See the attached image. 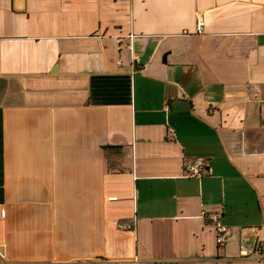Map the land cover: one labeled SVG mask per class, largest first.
I'll return each mask as SVG.
<instances>
[{
    "label": "crops",
    "instance_id": "0c3cea01",
    "mask_svg": "<svg viewBox=\"0 0 264 264\" xmlns=\"http://www.w3.org/2000/svg\"><path fill=\"white\" fill-rule=\"evenodd\" d=\"M249 228L264 0H0V264H262Z\"/></svg>",
    "mask_w": 264,
    "mask_h": 264
},
{
    "label": "built area",
    "instance_id": "2783aa9c",
    "mask_svg": "<svg viewBox=\"0 0 264 264\" xmlns=\"http://www.w3.org/2000/svg\"><path fill=\"white\" fill-rule=\"evenodd\" d=\"M117 2L127 1V0H113ZM202 30V23L198 20L196 24V32L199 33ZM206 174V162L202 158H196L191 161H188L184 165L183 176L185 178H200ZM118 229L121 230H132L133 225H117ZM247 232L254 236V245L250 253L247 255V252L244 248L240 249L241 256L246 258H256L257 261L264 264V254H263V241L260 235L259 228H249ZM229 230L227 227L222 225H217L215 230V243L219 248H223L228 241Z\"/></svg>",
    "mask_w": 264,
    "mask_h": 264
},
{
    "label": "trees",
    "instance_id": "16d2710c",
    "mask_svg": "<svg viewBox=\"0 0 264 264\" xmlns=\"http://www.w3.org/2000/svg\"><path fill=\"white\" fill-rule=\"evenodd\" d=\"M106 154H107L108 156H110V157H111V155H112V157H113V156H115V155H116V156L121 155V151H120V150H117V149H116V150L114 149V150L108 151Z\"/></svg>",
    "mask_w": 264,
    "mask_h": 264
}]
</instances>
